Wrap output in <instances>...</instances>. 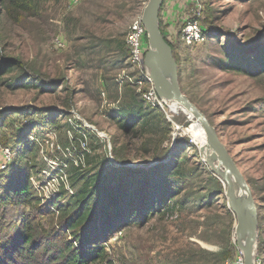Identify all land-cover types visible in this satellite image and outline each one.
Returning <instances> with one entry per match:
<instances>
[{
    "label": "rangeland",
    "instance_id": "374dc122",
    "mask_svg": "<svg viewBox=\"0 0 264 264\" xmlns=\"http://www.w3.org/2000/svg\"><path fill=\"white\" fill-rule=\"evenodd\" d=\"M147 1L39 0L26 11L0 0V185L23 146L34 143L30 182L41 202L33 209L0 204V242L28 212L43 229L67 231L50 204L62 190L73 193V164L80 173L102 171L113 184L133 175L148 187L163 177L179 187L174 212L139 217L105 242L113 264H243L236 216L226 183L210 167L204 129L173 113L170 100L148 102L152 84L129 59V26ZM168 2L176 15L160 29L179 65L180 87L217 128L249 183L258 211L254 264H264V69L255 63L264 54V0L163 6ZM199 2L206 39L185 45L183 21ZM228 55L246 57L254 75L230 69ZM139 105L152 112L151 123L127 132L118 113Z\"/></svg>",
    "mask_w": 264,
    "mask_h": 264
},
{
    "label": "trees",
    "instance_id": "16d2710c",
    "mask_svg": "<svg viewBox=\"0 0 264 264\" xmlns=\"http://www.w3.org/2000/svg\"><path fill=\"white\" fill-rule=\"evenodd\" d=\"M8 1L29 11L34 10L39 0ZM263 55L255 62L261 69H264ZM248 61L246 57L234 59L228 55L227 64L239 73L254 75V67ZM151 113L143 105L130 106L120 110L118 121L121 128L129 132L138 125L149 126ZM34 146V143L23 146L20 162L0 185L1 205H20L30 209L41 206L30 182L29 169L34 165L31 166L29 160L37 155ZM72 166L75 170L71 176L73 193L67 197V192L62 190L50 204L54 210L51 213L56 211L59 214L67 231L43 229L36 217L28 212L0 242V264H113L104 245L107 240L139 217L147 220L155 212L170 213L179 206V201L174 200L180 193L179 187L165 177L149 187L133 175L129 182L122 177L113 184L114 178L102 171L80 173ZM216 192L218 195L223 193L221 184ZM67 232L74 236L73 240L69 239ZM78 242L80 245L76 246Z\"/></svg>",
    "mask_w": 264,
    "mask_h": 264
},
{
    "label": "water",
    "instance_id": "95a60500",
    "mask_svg": "<svg viewBox=\"0 0 264 264\" xmlns=\"http://www.w3.org/2000/svg\"><path fill=\"white\" fill-rule=\"evenodd\" d=\"M165 0H148L141 15V21L148 30V52L143 63L149 68L155 91L164 100L181 102L190 109L206 131L214 152L210 155L212 172L227 181L225 187L228 208L236 216V243L244 256L243 264H254V243L257 237L258 211L254 194L244 174L219 138L217 128L205 113L182 92L179 84V65L173 48L160 29V15ZM219 169L214 170L216 166ZM244 231L247 235L243 238Z\"/></svg>",
    "mask_w": 264,
    "mask_h": 264
},
{
    "label": "built area",
    "instance_id": "2783aa9c",
    "mask_svg": "<svg viewBox=\"0 0 264 264\" xmlns=\"http://www.w3.org/2000/svg\"><path fill=\"white\" fill-rule=\"evenodd\" d=\"M204 14L203 5L199 2L196 5L193 14L187 16L183 21L182 30H181V40L185 45H194L197 43H202L205 37V28L201 25V19ZM126 43L128 48H130L129 59L133 66L141 68L142 71H145L147 74V79L152 84V80L149 74V68H147L144 63V55L148 52V30L145 29L141 21V16L135 19L132 24L129 26V32L126 36ZM59 45H62L59 42ZM147 101L152 103L155 106H163L164 103H167L166 100L159 97L155 91L154 85L152 84L151 90L146 95ZM3 151L0 146V151ZM9 152V149H6V153ZM107 244V243H105Z\"/></svg>",
    "mask_w": 264,
    "mask_h": 264
},
{
    "label": "bare ground",
    "instance_id": "6f19581e",
    "mask_svg": "<svg viewBox=\"0 0 264 264\" xmlns=\"http://www.w3.org/2000/svg\"><path fill=\"white\" fill-rule=\"evenodd\" d=\"M169 106H171V111L173 113L176 114V112L178 113V112L182 111L185 114L189 115L191 118H194L195 120H197L195 115L193 114V112L190 109H188L187 107H185L181 102L172 101V103L169 102ZM197 123H199V121ZM204 132H205V135H206V140H205V145L204 146H205V148H207L208 152L211 155L212 152H214V149L212 147V144H211L209 138L207 137V134H206L205 130H204ZM209 161L211 163V157H210ZM216 169H219L218 165L216 166V168H214V170H216ZM220 180L223 181L224 183H226V186H227V181L226 180H222L221 178H220ZM242 235H243V238H245L246 235H247V231H244V233Z\"/></svg>",
    "mask_w": 264,
    "mask_h": 264
},
{
    "label": "crops",
    "instance_id": "0c3cea01",
    "mask_svg": "<svg viewBox=\"0 0 264 264\" xmlns=\"http://www.w3.org/2000/svg\"><path fill=\"white\" fill-rule=\"evenodd\" d=\"M172 3L173 2H168L166 5L163 6V9L165 11L162 10L161 15H160V22L162 24H165V23L166 24H169L168 22H170V20L172 19L173 14L176 15L175 13H172L173 12V10H172ZM182 13L183 12H181V14ZM170 26H171L170 28L168 27L169 28L168 30L170 31L169 36L172 35L173 33H175L174 28L172 26V23H170ZM166 33H168V31Z\"/></svg>",
    "mask_w": 264,
    "mask_h": 264
}]
</instances>
